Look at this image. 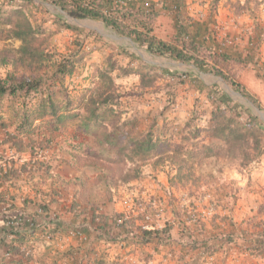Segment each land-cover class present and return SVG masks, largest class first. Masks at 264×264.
<instances>
[{
  "label": "trees",
  "instance_id": "16d2710c",
  "mask_svg": "<svg viewBox=\"0 0 264 264\" xmlns=\"http://www.w3.org/2000/svg\"><path fill=\"white\" fill-rule=\"evenodd\" d=\"M119 1L0 0V40L20 41L18 53L25 61L37 64H43L41 62H45L46 59L51 61L52 55L46 53L44 49L49 44L47 37L51 32L44 28L46 20L38 19L32 11L34 6L41 5L49 14L50 21L60 29L72 31L77 42H80L78 38L85 37L93 38L98 43L102 41V37L94 30L70 24L61 13L67 14L75 21L102 22L120 37L133 41L139 48L152 55L192 64L201 72L215 75L248 103L262 111L256 100L237 83V71L245 67L241 62L242 54L231 56L223 48L220 49L221 52L215 47L211 50L203 48V45L188 32V27L182 24L180 20L184 16L185 0L161 1L162 10L167 11L173 20L177 21V31L171 40H163L153 34L156 20L160 15L159 3L126 0L124 4H120ZM219 1L212 0L211 11L217 8ZM263 3L264 0L243 2L238 0L237 9H246L252 4L254 5L251 7L252 10L257 11ZM48 6L59 12H52ZM117 50H120L118 53L120 56L127 58L128 64L122 67L116 61H110L104 65H96L89 76L91 86L83 89L69 85L76 71L84 67L83 61L86 56L82 45L63 57L49 77L46 74H36L30 78L17 77L9 71L5 77L0 76V103L5 97L10 98L13 104L18 103L11 120H6L4 113L0 111V130L6 134L4 142L13 148L12 156L17 157V161L13 158L6 160L7 166L0 169V181L18 185L21 181L30 179L34 183L36 198L41 200L36 204L44 214L38 219L36 217L33 219L35 222L33 230L43 226V223L47 226L49 204L58 201L57 199L64 194L63 191L74 192L71 213L88 215L86 211L82 213L77 201L90 203L91 207L90 200L95 194L100 197L98 203L100 205L112 202L117 199L121 189H131L130 184L141 179L144 169L150 166L153 174L164 172L167 175L169 188L165 189V195L172 196L170 203L175 204L177 201L172 190L181 192L197 184L202 178L204 168L210 166L212 162L225 159L229 165L239 164V170L244 171L264 155L263 121L252 112L249 105L234 100L218 85L198 86L212 106L208 127L198 125L197 120L203 113L194 110L184 124L176 121L167 129L168 132L157 133L154 129L156 124L150 126L148 131H136L138 126L134 119L128 120L123 117L126 114L125 107L129 103L124 101L127 98L126 94L120 91L116 79L136 76L139 78V89L144 91L153 84L156 86L157 79L160 78L166 82L167 90L171 87L173 92L178 85L185 82L187 75L152 66L141 58L137 61L134 58L137 56L127 52L124 47ZM3 63L7 65L9 61L4 58ZM70 130L71 142L68 141L69 148L65 151L70 153L79 169L94 170L96 176L82 175L76 181L64 182L53 174L48 151L52 148L57 134L63 131L68 134ZM87 137L93 139V149L83 143H77ZM208 140L211 141L207 142ZM24 152L30 153V159L19 163ZM17 162L18 166L15 165ZM38 177H40L38 180L33 181ZM44 181L50 184L48 191L41 188ZM58 183L65 188L55 189ZM190 191L196 192L198 189L190 188ZM224 197L227 199V213L221 222L227 224L228 231L224 229L218 231L217 217L213 218L210 221L211 231L208 239H192L194 236L188 226L185 227L179 204L172 209L173 216L180 222L179 227L182 226L180 228L185 231L182 237L189 238L184 242L180 240L183 249L199 250L211 258L224 246L227 247L226 252L234 247L233 249H241L248 253L253 259L264 261V204L259 207L256 217H248L238 226L233 218L237 197L232 194V190L231 193L224 194ZM138 202L145 205V211L155 214L159 199L139 197ZM217 204H222V200H218ZM96 205L90 209L98 208ZM122 217V213L105 215L94 212L91 221L85 223V226L94 232L97 241L118 243L123 248L169 245L173 230L170 222L159 230H143L138 227L136 218L132 217L125 224L116 227L117 221ZM40 219L41 224L38 223ZM141 219L143 216L139 215L137 220ZM8 221L9 218H5L0 244L8 247L11 254L27 260L34 259V246L25 238L26 232L30 230V223L24 222L14 230L7 226ZM50 222L53 223V220ZM195 223L199 232L202 234L206 232V224L200 220ZM56 231H50V239ZM11 235L15 238L4 244L3 241ZM26 249L31 252L26 254ZM185 259L183 254L179 255V264H187ZM94 264L107 262L101 257Z\"/></svg>",
  "mask_w": 264,
  "mask_h": 264
},
{
  "label": "crops",
  "instance_id": "0c3cea01",
  "mask_svg": "<svg viewBox=\"0 0 264 264\" xmlns=\"http://www.w3.org/2000/svg\"><path fill=\"white\" fill-rule=\"evenodd\" d=\"M145 1H155L157 4L159 3L158 7H161L153 34L163 40H171L174 38L177 31V21L173 20L167 11L162 10V0ZM239 1L243 2L244 0ZM211 2L212 0H185L186 8L183 19L180 21L184 26L188 27V32L197 39V42L203 45V48L211 50L212 47H215L218 52H221L220 49L223 48L224 50L226 49L231 56H241L242 54L243 59L241 62L245 64V67H238L240 69L237 71V83L256 100L262 108V111H264V3L259 7V11H253L251 7L238 10L232 8L228 4V0H220L217 8L211 11ZM94 31L100 34L103 42H109L111 46H113H110V52L114 50V47L116 50L120 48L123 41L127 39L120 37L113 30V34H103L97 29H94ZM140 55V58L147 64L187 75L185 82L176 87L179 100L176 107L177 122L181 124H184L189 119L194 110H201V113H203L197 120L199 126L205 128L208 127L210 123L212 106L207 101L205 94L200 92L199 85L209 87L218 85L234 100L246 104L236 97L240 96L239 93L233 91L228 85L226 86L222 79L207 72H201L192 64L169 60L170 66L163 67L161 63L154 62L151 58L148 59L147 54ZM152 56L156 59L158 58L155 55ZM90 67L92 66H87V68ZM80 78L78 74L72 77L70 81L77 82L81 80ZM73 86L74 85H72V87ZM75 87L80 88L78 84L75 85ZM199 103H201V107H199ZM256 110L261 111L258 109ZM146 129L147 127H143V129L141 128L139 130L142 132L146 131ZM71 132L70 130L68 134H65L64 131L57 134L52 148L48 151V158L53 174L64 182L76 181L78 178H81L82 175L91 177L96 176L94 170L79 169L70 153L65 151V149L69 148L71 142V140H69ZM5 138V132L0 130V169L7 166V159L13 158L17 161V157L12 156L14 155L13 148L4 142ZM210 141L211 140H208L207 142ZM77 143H83V145H87L89 148H94L93 139L89 137L85 139L82 138ZM29 159L30 153L24 152L21 154L18 162L23 163L29 161ZM219 161L224 162L225 159H219ZM18 162L15 163L16 166H18ZM262 164L264 165V156H262L261 161L257 163V166ZM207 169L213 175L217 173L225 178L228 177V174L236 176L239 174L241 177L244 174V171L233 170L227 166L220 169V172H218L219 170L213 171L214 169H212L211 165ZM39 178L40 177L33 181ZM251 178L253 182L256 180L257 184L259 183L264 186V169L260 167L253 169ZM58 184L55 189H59ZM49 186V182L44 181V185H41V188L48 191ZM60 186L61 189L65 188L61 184ZM130 187L131 189H135V191L131 190V193H135L136 197L140 195L144 199L148 197L159 199V204L155 207V214H157V216L155 217L154 225L160 229L169 222L173 225L171 241L168 246L157 247L155 245H144L140 247L123 248L118 243H101L97 241L96 235L94 232L90 231L89 228H86L85 223L91 221L94 212L105 215L123 213L125 209L124 202L117 198L105 205H100L98 204L100 202V197L98 198V195L93 194L90 200L92 201L91 207L97 204L96 207L98 208L92 210L90 209V203H85L82 200L77 201L82 213L83 211L88 213V215H84V213L80 215L78 213H71V202H73L74 198L72 195L73 191L70 193L63 191L64 194H62L61 198L57 199L58 201L49 204V222L46 223L47 226L45 223H43V226H38L33 230V235L28 238L30 244L34 246V259L27 260L22 256L11 254L8 252V247L0 244V264H94L100 260L101 257L106 260L107 264H179L178 256L182 254L185 256L187 264H196L195 258H197L198 255L202 257L204 254L199 250L189 251V249H183V244L180 243V240L184 242V240L189 238L185 236L182 237L183 230L179 227L180 222L171 212L179 203L171 204L170 201L168 202L166 200L165 189L169 188L167 175L163 172L153 174L151 171L147 172L146 170L143 177L131 183ZM172 192L174 194V190H172ZM226 192L227 191H224V194H226ZM252 194L251 200L255 199L258 202L249 203L246 201L243 203V198H241L243 195H239L241 197L236 201L233 218L238 226L249 216L256 217L257 208L260 207L261 204H264V197L261 198L254 192ZM40 201V199L36 198L34 183L30 179L21 181L18 185H11V182L2 183L0 181V236L3 231L5 218L23 217L24 219H34L36 217L38 219L42 217L44 213L36 204ZM202 210L204 212V209ZM226 213L227 208L223 209V212L217 218V223H221L219 226H221L224 231H228L227 224L222 223L221 219ZM134 216L137 217L139 215L135 213ZM200 218L204 224L210 221L206 213ZM50 219L53 220V223L50 222ZM189 219L190 217H187L184 221L185 225L189 227L194 236L192 239L195 240V238H197L203 240L204 236L210 235L211 226L206 224V232L203 236H196L195 230L197 229L194 228L196 227L195 222ZM38 223H42L41 219L38 220ZM54 230L57 231L53 234V238L50 239L49 233ZM11 241L12 240L7 238L3 242L5 244ZM233 248L234 247L231 248V251L226 252L227 247L224 246V248L220 250V257L227 259L235 255L248 258L251 264H264L261 260L251 258L248 253H245L241 249ZM68 254L71 256H65ZM215 256L218 257L219 253ZM147 259L150 260L147 261Z\"/></svg>",
  "mask_w": 264,
  "mask_h": 264
},
{
  "label": "rangeland",
  "instance_id": "374dc122",
  "mask_svg": "<svg viewBox=\"0 0 264 264\" xmlns=\"http://www.w3.org/2000/svg\"><path fill=\"white\" fill-rule=\"evenodd\" d=\"M237 1L238 0H228V4L232 8L237 9ZM38 2V1H37ZM39 4V3H38ZM254 5H250V7H253ZM33 7V6H32ZM49 10L52 12H59L54 7L48 6ZM33 13L38 17V19L46 20L44 24V28L47 31H50L51 34L48 36L49 44L46 45L44 48L50 55H52L51 61H48L47 59L45 62H41L43 64H37L35 62H29L28 60L25 61V59L21 58V54L18 53V49L21 46V42L17 40H9V41H2L0 40V76L5 77V74L9 71L16 75L17 77H25L30 78L34 77L36 74H46L47 77L51 76L53 72L55 71V67L57 63L63 58L68 56L71 51H74L76 48H78L80 45L83 46V52L85 53V60L84 68H79L76 71V76L79 74L80 79L77 82H69V85H77L78 89H83L86 87H90L91 83L89 81V76L93 73L94 67L96 65H104L106 62H112L116 61L118 65L124 67L128 64V60L125 56H120L118 53L120 50H116L114 47V50L111 51V44L109 42H103L99 41L98 43L95 42L93 38L86 39L85 37L78 38L80 42L76 41V36L74 33L70 30L60 29L57 26H55L50 21V16L47 14L46 9L41 7V5H36L33 8ZM259 11V9H258ZM65 19L70 24H73L75 26H78L83 29H90V30H99L101 33H112V30L104 26L102 22L99 21H91V20H85V21H75L67 14L61 13ZM92 28V29H91ZM111 46V47H110ZM121 47H124L127 49V52L135 54L137 57L134 56V58L138 61L141 57L140 54L148 55V59H152L154 62L161 63L163 67H168L169 60H165L164 58L158 57L157 59L150 55L146 50H143L139 48L137 45L133 43V41L126 39L121 44ZM101 50V51H100ZM6 58V60L9 61V64L5 65L3 63V59ZM88 65H91L92 67L87 68ZM137 65V63H136ZM136 67V66H135ZM138 67V66H137ZM117 74L115 73V76ZM76 81V80H75ZM83 81V82H82ZM158 81V82H157ZM157 84H153L149 89L147 90H140L139 85V78L136 76H132L125 79H116L117 84L119 85V89L121 92L126 94V101L129 103L128 106L125 107L126 114L123 116L125 119H134V122H136L138 126V132H140L139 129H143V127H147L146 131L149 130L150 126L153 124H156V127L154 128L157 133L159 132H168L167 129L169 127L173 126V123H175L178 119L177 117V104H178V97H177V89L171 90V87H169V90H167L165 84L166 82L162 81V79H157ZM82 82V83H81ZM224 83V82H223ZM225 84V83H224ZM169 85V83H168ZM226 85V84H225ZM227 86V85H226ZM153 87V88H152ZM235 96V95H234ZM238 99H240L242 102L249 105L252 112L260 117V119L264 120V111H257L256 108L248 103L242 96H236ZM18 103L13 104V101L5 97L3 100H1L0 103V111L4 113V117L7 120H11V117L13 115L14 109L17 107ZM199 107H201V103H199ZM201 111V110H199ZM182 119V118H180ZM264 122V121H263ZM145 132V131H142ZM264 156V155H262ZM261 156V158H262ZM261 158L256 161L255 163L251 164V166L244 170V174L241 177L239 174L236 175H229L228 177H222L220 174L215 173L214 175L208 171V167L204 168L203 173H201L202 178H200V181L197 184H193L192 189H198V193L195 191H190V188L187 187L186 190H183L181 192H177L174 190L173 197L175 198V201L179 203L180 210L183 212H180L183 214L182 218L185 220V218L190 217V214L195 215V222L198 220L201 221V216H203L205 213L207 215V218L211 221L213 218H218L219 215L223 212V209L226 208V200L224 197V191H227L235 195L237 197L236 199L239 200L243 198V203L248 201L249 203H255L258 202L255 199L251 200L253 196V192L257 195H259L261 198L264 197V186L261 184H257L256 180H252L251 178V172L253 169H257V167H260L261 169H264V165L257 166V163L261 161ZM213 171L220 172V169L227 166L230 169L233 170H239V164H227V161H215L211 163ZM263 166V167H262ZM147 170V172L152 171V168L148 166L144 169V172ZM153 173V172H152ZM164 173V172H163ZM241 174V173H240ZM148 175V174H147ZM213 175V176H212ZM199 176V174H197ZM168 179V178H167ZM251 179V180H249ZM44 185V184H43ZM58 188L60 190L61 186L58 184ZM123 188V187H122ZM234 189V190H233ZM135 191V189H121L119 192V195L117 198H119L121 201L124 202V200L131 195H135V193H131L132 191ZM226 192V193H227ZM196 193V194H195ZM141 197L138 195L136 198L139 199ZM172 196L166 195V200L169 202L171 201L170 198ZM218 200H222V204H217ZM263 205V204H261ZM260 205V206H261ZM220 207V208H219ZM209 208V209H208ZM204 209V212L203 210ZM259 207L257 208L258 211ZM206 210V211H205ZM172 212V210H171ZM167 213V210H166ZM189 213V216H188ZM168 214V213H167ZM264 215V211H263ZM235 217V216H234ZM250 217V216H249ZM210 221L205 223L207 225H210ZM196 224V223H195ZM221 223L218 222V225ZM182 227V226H180ZM187 227V226H185ZM189 228V227H188ZM197 229V227H194ZM182 229V228H181ZM220 231L221 226L218 228ZM184 231V230H183ZM196 231V236L202 237L203 234ZM185 233V231L183 232ZM201 235V236H200ZM209 235L204 236L203 239H208ZM220 250H219V256L208 258L205 255L202 257L195 258L196 264H251L249 263L248 258L244 257H238V256H231L229 258H222L220 257ZM264 263V261H262Z\"/></svg>",
  "mask_w": 264,
  "mask_h": 264
},
{
  "label": "built area",
  "instance_id": "2783aa9c",
  "mask_svg": "<svg viewBox=\"0 0 264 264\" xmlns=\"http://www.w3.org/2000/svg\"><path fill=\"white\" fill-rule=\"evenodd\" d=\"M126 0H120L119 3L120 4H124ZM124 205H125V209L123 211V217L121 219H119L117 221L116 227L121 226L122 224H125L129 218H137L135 217V213L138 215H142L143 219L141 220H136L138 227H141L143 230L144 229H157L159 230L160 228H157L154 225V221H155V217L157 216V214H153L152 212H147L145 211V207L144 204L142 202H138V198H136V196L131 195L128 196L125 201H124ZM10 221H8L7 226L12 227L14 230H17L22 223L26 222V223H30V230L26 232L25 238L28 241V238L31 237V235H33V229L32 227H34V220L33 219H29V218H19V217H11V219L9 218ZM190 221L195 222V215L192 213L190 214ZM15 236L11 235L9 236V239H14ZM28 243L30 244V242L28 241ZM31 251H29V249H26V254H29Z\"/></svg>",
  "mask_w": 264,
  "mask_h": 264
}]
</instances>
